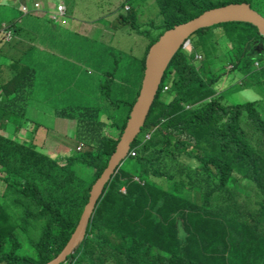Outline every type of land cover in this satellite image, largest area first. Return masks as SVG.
I'll return each mask as SVG.
<instances>
[{
  "label": "trees",
  "instance_id": "obj_1",
  "mask_svg": "<svg viewBox=\"0 0 264 264\" xmlns=\"http://www.w3.org/2000/svg\"><path fill=\"white\" fill-rule=\"evenodd\" d=\"M159 2L165 18L160 32H140L136 11L121 15L149 40L136 65L123 56L127 82L111 78L115 87L108 85L105 103V86L94 76L91 84L100 89L96 97L57 110L61 118L76 120L75 138L85 145L83 152L61 162L37 151L32 140L24 144L0 134V264H45L68 243L140 93L148 50L167 29L230 3L255 2L260 8L252 7L264 15V0ZM181 13L187 18L174 20ZM15 18L0 19V26L30 37ZM223 24L232 46L222 55L214 44L202 43L215 25L195 31L186 38L189 45L185 39L176 50L141 132L98 200L86 236L62 264H264V33L252 22ZM230 31L237 33V42L227 39ZM197 53L205 60H197ZM228 60L244 75L236 92L252 89L261 96L225 100L218 87L222 82L228 90L227 73L213 69ZM9 67L11 77L0 89L11 97L2 108L7 102L24 107L26 117L28 97L20 82L32 71L21 57ZM130 73L138 76L136 83ZM79 85L82 77L73 89ZM28 91L33 97L35 90ZM119 110L126 113L120 126ZM8 123L18 126L14 132L22 128L19 119ZM76 165L93 167L94 175L78 176ZM156 177H164L162 183Z\"/></svg>",
  "mask_w": 264,
  "mask_h": 264
},
{
  "label": "rangeland",
  "instance_id": "obj_2",
  "mask_svg": "<svg viewBox=\"0 0 264 264\" xmlns=\"http://www.w3.org/2000/svg\"><path fill=\"white\" fill-rule=\"evenodd\" d=\"M6 1L7 3L5 5L0 6V19L7 20L11 17H20L21 13L18 8L13 5V2L16 1ZM35 1H39L42 7L45 8L52 2V4H54V1L58 0ZM2 2L3 1L0 0V4H2ZM64 2L68 7V14L66 17H63L62 20H70V25L66 27L58 26L50 21L51 13L43 12L40 14L43 15L40 17V21L37 19V21L33 23L34 30H31L29 35L31 36L35 33L34 40L40 36L42 37L41 43L46 48H51L61 53L62 56L57 57L61 62L57 66V64L54 63L55 57L53 55H46L40 58L42 61L41 65L39 67H34L24 59L23 62L27 67H30L32 71V75L30 77L26 76L25 80L28 78L29 82L40 81L43 85V89L35 91L33 97H28L27 104L25 105L28 111L26 117L22 115L24 107H13V105L8 102L0 112L2 115L11 113L21 121L27 120L25 123V127L28 129L27 131H33L34 135L36 134L37 137L31 139L38 143H36V150L61 162L69 155L83 152L85 145L79 143L75 138L76 120L73 118H61V116L57 114V110L66 108L73 103H78L85 97V102H87L90 95L96 97L100 89L96 91L97 88L91 84L94 76H99L100 79L98 83L105 86L103 88L105 91L103 100L107 103L108 99L105 97V94H108L109 90L107 87L108 85L115 87L113 86L111 78H115L118 84L127 82L126 71L121 70L123 56L129 55L130 58L136 61V65L139 62V58L145 54L149 40L144 35L138 34L135 28H131L130 24H125L121 20V15H129L131 11H136L137 23L142 33L147 31L151 33L160 32L165 19L162 14V6L159 0H64ZM251 4L258 6L255 2ZM127 5L130 7L128 10L126 9ZM47 17L49 20L45 19ZM186 18V14L181 13L179 17L174 20L184 21ZM25 19L27 21L28 17ZM219 26L220 25L217 24L213 29L208 30V39H202V43L207 47L213 46L217 34L219 47L217 53L221 54L224 50L226 51L229 49L232 44L225 39V32L216 30L221 28ZM45 29L49 30L48 32L51 31L53 34L50 35L48 32L46 33ZM210 36L212 39H209ZM193 37L197 39L198 35ZM230 38H233L232 41L237 42V33L230 31L227 35V39ZM189 43L190 42L187 40L185 44L189 45ZM12 47L13 44H4L0 48V52L10 51ZM6 54L10 56L7 52ZM252 55L253 59L260 58L257 53H252ZM200 58L202 57L200 56ZM201 60L203 61L205 58ZM214 67L213 70L215 71H221V68L227 71L224 84L228 85L230 83L228 90H224L222 82L218 89L223 92L222 94L225 100L229 103L243 102L247 99L261 96L252 89H243L241 92H236L239 88L243 87L245 80L244 75L240 73L238 69H231V62L222 61V63H217ZM256 67L259 66L256 65ZM14 68L17 70L21 69L17 67V65H15ZM5 70L9 73V77L7 78L9 79L11 77L9 70H12V68L9 67V63H6L4 68L0 70L1 84L6 80L1 78ZM80 77L86 79L84 81L90 83H84L83 87L80 85L77 86L78 91H75L73 87ZM129 79L131 83H136L138 76L130 73ZM233 83H241V85L239 87H232ZM217 93L220 94V92H215V95ZM116 113L117 111H115V114ZM118 115V124L120 126L123 125L126 113L119 110ZM129 120L130 117L126 120L125 127L128 126ZM39 128H41V131H37ZM2 129L4 130V128L0 127L1 135L19 143L27 144V139H22V137L19 136V132L18 134L15 132V134L12 135H5V131ZM45 132L47 133L44 134ZM147 137L149 138L150 134H148ZM131 154L134 155L135 152H131ZM189 162L192 163L193 160L190 159ZM75 170L78 176L94 175L95 172L93 167L87 169L86 166L79 165L75 166ZM160 178L156 177L155 179L159 180V183H162V179ZM240 188L243 191H247V188L244 186H240ZM24 251L25 250H22V252Z\"/></svg>",
  "mask_w": 264,
  "mask_h": 264
},
{
  "label": "water",
  "instance_id": "obj_3",
  "mask_svg": "<svg viewBox=\"0 0 264 264\" xmlns=\"http://www.w3.org/2000/svg\"><path fill=\"white\" fill-rule=\"evenodd\" d=\"M234 20L252 22L264 33V15L247 2H237L206 10L188 21L176 24L172 28L167 29L153 43L146 58L142 86L136 104L132 109L128 126L124 128L106 168L92 185L89 200L68 243L55 258L45 264H61L65 262L86 236L87 228L98 200L103 195L114 173L126 158L131 144L145 124L156 92L160 88L164 72L182 42L204 26Z\"/></svg>",
  "mask_w": 264,
  "mask_h": 264
},
{
  "label": "crops",
  "instance_id": "obj_4",
  "mask_svg": "<svg viewBox=\"0 0 264 264\" xmlns=\"http://www.w3.org/2000/svg\"><path fill=\"white\" fill-rule=\"evenodd\" d=\"M2 1H3L2 2L3 5H5L7 3L6 0H2ZM13 1L14 0H12V2ZM15 1L16 2H13V5H15L18 8V10L21 11L22 5H26V4L30 3V2H34L35 0H15ZM52 3L49 4L45 8L42 7V10H40V11L30 12L27 15L21 14L20 17L15 18L16 22L18 23V25H22L23 26V32L31 33V30H34L33 23L36 22L37 19L40 21V17L43 16V15H40V14H42L43 12L51 13L50 21H52L54 24H56L58 26L66 27V26L70 25V20L69 21L65 20V19L62 20V18L66 17L67 14H68V7H67L66 3L64 2V0L54 1V4H52ZM59 3H63L64 6L66 7L65 14L63 16H61V18L59 20H53L52 16L56 12ZM27 17H28V20L26 21L25 18H27ZM69 18H70V16H69ZM45 19L49 20L48 17L45 18ZM223 22H225V21L214 23L213 26L219 24L220 25L219 27H221V28L216 29V30H221L223 32H226V29L229 30V28L226 25H224ZM1 28H2V26H0V46L1 45L3 46L4 44H6V42H1V41H6V39H5L4 36H2ZM45 31L47 33L49 30L45 29ZM34 34L35 33H33L30 37L25 38L23 36H18V35H16L14 33V35H15L14 38H13L14 43H10L9 42L10 44H13V47H12V49L10 51H6L8 54H10V56L7 55L6 52H0V70L2 68H4L6 63H9L13 58H17V57H21L23 59V61H24V59H26V61L29 64H31L32 66H34V67H39L41 65V63H42L40 58L44 57L46 55H53L55 57L54 63H56L57 66H58V64L61 62V60L57 59V57H61L62 54L58 53L57 51H55V50H53L51 48H46L41 43L42 37L38 36L34 40L33 39L34 38ZM48 34L52 35L53 33L50 31V32H48ZM215 40H217V34H216V39ZM214 45L216 47H218V43L216 41H215ZM150 48H149V50H150ZM218 49H219V47H218ZM149 50H148V52H149ZM201 54L197 53L195 55V58L197 60L202 61L201 59L202 58L204 59V56H203V54L202 55ZM222 54L223 53H221V55ZM147 56H148V53L146 55V58H147ZM200 56L202 58H200ZM228 61L230 62V60H228ZM232 68H233V63H232ZM232 70H234V69H232ZM222 72H225V71H222ZM89 73H91V72L89 71ZM216 73H217V71H216ZM226 73H227V71H226ZM164 74H165V72H164ZM8 77H9V73L7 72V70H5V72L2 74L1 78L3 80L4 79L7 80ZM163 77H164V75H163ZM163 77H162V80H163ZM23 78H24V75H23ZM84 80H86V79H83V81ZM20 83H21L22 88L24 89V94L27 97L30 96L29 91H28L30 88H33L35 91L43 89V85L41 84L40 81H38V82H35V81L34 82H29V80L27 78L26 80H24V81H22ZM84 83H88V82L84 81ZM161 83H162V81H161ZM0 85H1V83H0ZM4 90H5V93H6V88ZM5 93H4V91H2V89H0V112L3 109L2 108V105H3L2 101L5 100V97H6L7 100L11 97V94H7L6 93V95H5ZM61 97H62V94H61ZM13 119H17V118L15 117V115H13L11 113H7L5 115H2L0 113V127L4 128V130L3 129L2 130L5 131V135L15 134L14 129L16 127H18V126L15 123H8L9 121H11ZM26 121L27 120L21 121L22 128L18 129V131L16 133L18 134V132H19V136L22 137V139L26 138L27 141H28V140H31L34 137V133H33V131H30V132L27 131L28 129L25 127ZM24 129H25V132H24ZM37 131H41V128H39ZM46 133L47 132H45L44 134H46ZM35 137H36V134H35ZM34 142L37 143V141H34ZM0 185H1V181H0Z\"/></svg>",
  "mask_w": 264,
  "mask_h": 264
},
{
  "label": "built area",
  "instance_id": "obj_5",
  "mask_svg": "<svg viewBox=\"0 0 264 264\" xmlns=\"http://www.w3.org/2000/svg\"><path fill=\"white\" fill-rule=\"evenodd\" d=\"M39 6H40V3L39 2H35L33 7L28 8V6L24 5L22 7V9L25 12H30V11L37 10L39 8ZM126 9H129V6H126ZM65 10H66V7L63 4H59L56 12L52 16V19L53 20H59L61 18V16H63L65 14ZM4 31H5V39L6 40H11L12 37H13L12 31L11 30H7V29H5ZM185 46H186V44H185Z\"/></svg>",
  "mask_w": 264,
  "mask_h": 264
},
{
  "label": "clouds",
  "instance_id": "obj_6",
  "mask_svg": "<svg viewBox=\"0 0 264 264\" xmlns=\"http://www.w3.org/2000/svg\"><path fill=\"white\" fill-rule=\"evenodd\" d=\"M35 2H39V1L30 2V3L26 4V6H28V8H31V7L34 6ZM39 3H40V2H39ZM23 6H24V5H22V7H23ZM127 6H128V5H127ZM22 7H21V11H22V13H23L24 15H27V14L30 13V12H35V11H40V10H42L41 3H40V6H39V8H38L37 10L30 11V12H25V11H23ZM129 9H130V7H129ZM127 10H128V9H127ZM5 29H7V30H11V31H12V34L14 35V31L10 28V25H7V26H3V27L1 28L2 36L5 37V31H4ZM12 39H13V37H12ZM12 39H11V40H12ZM11 40H6V41H7V42H10ZM187 40L190 42L189 39H186V41H187ZM186 41H185V43H186ZM185 43H184V44H185ZM9 79H10V78H9ZM9 79H7V80H9ZM7 80H4V82L7 81ZM165 88L167 89L168 86H166ZM63 263H64V262H63ZM32 264H36V263H32Z\"/></svg>",
  "mask_w": 264,
  "mask_h": 264
}]
</instances>
